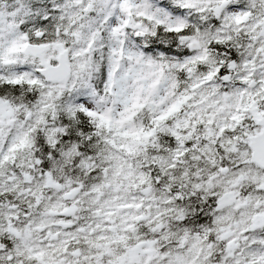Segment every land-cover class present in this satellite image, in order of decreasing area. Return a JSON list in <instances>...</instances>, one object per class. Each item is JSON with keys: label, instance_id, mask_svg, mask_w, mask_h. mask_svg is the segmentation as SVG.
Wrapping results in <instances>:
<instances>
[{"label": "clouds", "instance_id": "9594fccd", "mask_svg": "<svg viewBox=\"0 0 264 264\" xmlns=\"http://www.w3.org/2000/svg\"><path fill=\"white\" fill-rule=\"evenodd\" d=\"M0 264H264V0H0Z\"/></svg>", "mask_w": 264, "mask_h": 264}]
</instances>
